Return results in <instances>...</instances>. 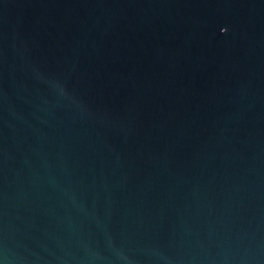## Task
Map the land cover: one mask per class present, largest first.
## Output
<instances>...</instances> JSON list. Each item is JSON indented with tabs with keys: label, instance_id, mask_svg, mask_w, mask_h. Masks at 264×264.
Listing matches in <instances>:
<instances>
[{
	"label": "water",
	"instance_id": "1",
	"mask_svg": "<svg viewBox=\"0 0 264 264\" xmlns=\"http://www.w3.org/2000/svg\"><path fill=\"white\" fill-rule=\"evenodd\" d=\"M0 264H264V0H0Z\"/></svg>",
	"mask_w": 264,
	"mask_h": 264
}]
</instances>
